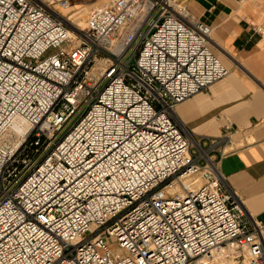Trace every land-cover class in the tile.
<instances>
[{
	"label": "built area",
	"instance_id": "1",
	"mask_svg": "<svg viewBox=\"0 0 264 264\" xmlns=\"http://www.w3.org/2000/svg\"><path fill=\"white\" fill-rule=\"evenodd\" d=\"M70 6L0 0V264H264V223L217 169L229 137L173 117L229 73L211 27L179 0L83 25Z\"/></svg>",
	"mask_w": 264,
	"mask_h": 264
},
{
	"label": "crops",
	"instance_id": "2",
	"mask_svg": "<svg viewBox=\"0 0 264 264\" xmlns=\"http://www.w3.org/2000/svg\"><path fill=\"white\" fill-rule=\"evenodd\" d=\"M179 1L211 27L210 48L229 73L178 104L173 117L198 141L229 137L218 147L222 183L264 223V32L256 30H264V0Z\"/></svg>",
	"mask_w": 264,
	"mask_h": 264
},
{
	"label": "bare ground",
	"instance_id": "3",
	"mask_svg": "<svg viewBox=\"0 0 264 264\" xmlns=\"http://www.w3.org/2000/svg\"><path fill=\"white\" fill-rule=\"evenodd\" d=\"M71 1H72V6H70L69 8L74 9V11L70 14V18L72 20H74L76 23H78L79 25H83L85 22V15L89 11L88 4H86L84 2L81 3V0H71ZM105 1H107V0H98L94 3H101V2H105ZM68 9H64V10H62V12L66 13ZM11 129H12V132L15 133V135H18L24 131V125L21 122H14L11 125ZM199 182H201L200 175H199Z\"/></svg>",
	"mask_w": 264,
	"mask_h": 264
},
{
	"label": "rangeland",
	"instance_id": "4",
	"mask_svg": "<svg viewBox=\"0 0 264 264\" xmlns=\"http://www.w3.org/2000/svg\"><path fill=\"white\" fill-rule=\"evenodd\" d=\"M92 1H94V0H81V3H90V2H92ZM180 2V1H179ZM181 3V2H180ZM94 4H96V3H94ZM93 3H91V4H88V7H89V9L91 8L90 6H92V5H94ZM86 17H87V14L85 15V19H86ZM51 50H49L48 52H50Z\"/></svg>",
	"mask_w": 264,
	"mask_h": 264
}]
</instances>
